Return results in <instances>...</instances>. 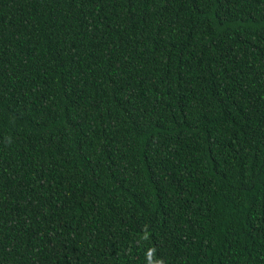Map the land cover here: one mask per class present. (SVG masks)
I'll return each instance as SVG.
<instances>
[{"label":"trees","instance_id":"1","mask_svg":"<svg viewBox=\"0 0 264 264\" xmlns=\"http://www.w3.org/2000/svg\"><path fill=\"white\" fill-rule=\"evenodd\" d=\"M0 264H264V0H0Z\"/></svg>","mask_w":264,"mask_h":264}]
</instances>
